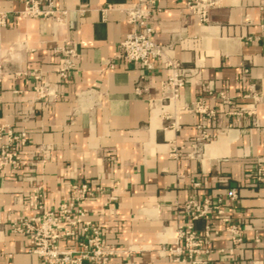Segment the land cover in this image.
I'll use <instances>...</instances> for the list:
<instances>
[{"label":"crops","instance_id":"1","mask_svg":"<svg viewBox=\"0 0 264 264\" xmlns=\"http://www.w3.org/2000/svg\"><path fill=\"white\" fill-rule=\"evenodd\" d=\"M26 1L0 0V122L29 138L26 164L0 170V264H42L15 226L81 182L101 188L81 206L115 246L109 264H181L182 224L205 240L196 264H264V0H216L206 18L186 0H154L165 54L152 71L121 57L129 0H40L54 11L41 18L22 14ZM62 49L76 53L66 79ZM164 63L189 71L175 99ZM45 83L55 95L38 93Z\"/></svg>","mask_w":264,"mask_h":264},{"label":"built area","instance_id":"2","mask_svg":"<svg viewBox=\"0 0 264 264\" xmlns=\"http://www.w3.org/2000/svg\"><path fill=\"white\" fill-rule=\"evenodd\" d=\"M154 0H129L126 13L129 21L135 25V30L127 35L122 42L121 57L128 63H139L152 71L157 61L164 62V49L154 40L155 28L151 23L154 13ZM187 6L202 18L207 17L210 7L216 0H186ZM51 9H42L40 0H27L22 14L29 18H41L53 14ZM7 24L6 15L0 14V25ZM60 55L58 71L63 79L70 76L75 66L76 53L72 49L57 51ZM168 69L167 79L163 90L169 99L178 97L184 86L189 71L178 63H164ZM7 64L0 61V95L2 82L9 74ZM38 93L45 97L53 96V89L48 83L36 87ZM141 93V88H137ZM1 103V98H0ZM28 134L17 132L10 125L0 122V170L8 168L19 170L26 164L23 150L28 144ZM258 180L264 182V167L259 165ZM70 200L57 210L43 209L31 217L23 218L16 224L15 230L27 235L31 241L34 254L42 260V264H109L115 253V246L108 243L102 236L101 228L86 218L82 203L98 195L100 187L89 182L74 183L71 186ZM233 195H236L235 192ZM190 211L193 218L207 216L211 209L207 202L203 205L193 203ZM236 232L235 228L231 229ZM74 239L73 247L63 246L62 242ZM241 241V238L236 239ZM205 240L192 225L182 224L178 227L177 245L171 251L177 256L176 260L185 264L183 255H187L193 264L199 261L195 254L203 251Z\"/></svg>","mask_w":264,"mask_h":264}]
</instances>
